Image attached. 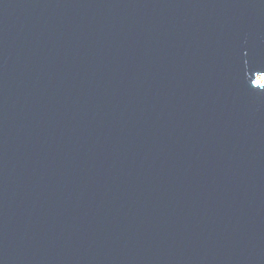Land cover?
<instances>
[{"label":"water","instance_id":"95a60500","mask_svg":"<svg viewBox=\"0 0 264 264\" xmlns=\"http://www.w3.org/2000/svg\"><path fill=\"white\" fill-rule=\"evenodd\" d=\"M0 264H264V0H0Z\"/></svg>","mask_w":264,"mask_h":264}]
</instances>
